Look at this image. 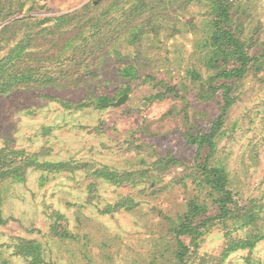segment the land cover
Segmentation results:
<instances>
[{"label":"rangeland","instance_id":"374dc122","mask_svg":"<svg viewBox=\"0 0 264 264\" xmlns=\"http://www.w3.org/2000/svg\"><path fill=\"white\" fill-rule=\"evenodd\" d=\"M230 1L253 60L241 80L229 82L233 102L226 110L225 80L217 78L207 44L216 18L211 0H145L142 15L128 21L131 30L109 41L88 68L81 66L83 82L0 97V150L23 151L16 163L37 155L69 166L48 171L31 165L20 177L0 179V264H177L180 241L188 247L187 264H264V238L229 250L264 233V0ZM137 4L12 0L13 14L5 19L9 7L0 0V28L19 17L39 20L84 6L103 25H124L125 11ZM107 27L101 32L109 38ZM94 30L75 32L78 47L67 54L80 57L83 37ZM63 40L50 35L37 44L50 43L56 63ZM67 63L56 65L73 74L75 64ZM102 97L111 103L99 106ZM82 101L89 104L76 106ZM222 115L214 150L190 142ZM206 163L227 173L236 201L230 218L217 216ZM102 168L132 176L116 183L94 174ZM193 200L206 208L195 224L205 225L195 237L179 236ZM249 211L255 222L247 224ZM21 239L39 245L41 261L17 251Z\"/></svg>","mask_w":264,"mask_h":264},{"label":"trees","instance_id":"16d2710c","mask_svg":"<svg viewBox=\"0 0 264 264\" xmlns=\"http://www.w3.org/2000/svg\"><path fill=\"white\" fill-rule=\"evenodd\" d=\"M211 1L216 18L212 21L213 31L207 44L212 47L211 51L213 55L210 59L211 66L217 68V78L225 80L221 87L225 100L224 110H226L233 102L232 92L234 91V85L229 84V82L241 80L245 76L251 66L253 57L249 54L246 43L241 39V25H235L232 18L231 10L233 8V3L230 0ZM7 4L9 11L5 19L10 18L13 14L12 11H10L12 0H7ZM144 6L145 0H140V4L134 5V7L130 9V13H126L125 11L124 16L126 21L125 23L123 22L124 25L122 23L120 25L119 21L113 22V24L107 22L103 25L100 21L98 22V20H95L96 18H89L91 11L90 7L84 6L80 11L77 10L39 20L27 19L25 16L19 17L12 23L2 26L0 28V97L19 90L35 87L80 84L84 81V76L82 75L83 71L80 69L81 66L88 68L90 65L88 61L91 60V57L97 58L99 54H102L108 46L109 41L112 42L117 39V35H124L127 31L131 30V27L128 26V21L136 20L140 17L144 10ZM51 21L54 22L51 28L43 26L45 23ZM107 25H111L112 28L109 38L106 34L104 35L101 32L103 31V26L109 28ZM88 27L95 29V33L90 34L89 37H83V42L79 46L80 51H82L80 57L75 54L76 52L70 57L67 51L74 48L76 42L79 40L75 37L74 33L81 32ZM133 27H135V25L132 26V28ZM121 31H123V33H121ZM142 32L143 30L141 28L137 33L134 31L133 34L136 38L137 35ZM50 35H59V38L64 37L58 62L56 63L57 65L58 63L63 65L64 60H66V62H68L67 64H75L73 74H71L72 68L69 69L68 67L65 69L63 66L58 67L56 63L52 61L55 53L52 52V46H49L50 43L46 44L47 46L45 47H39L37 44L40 38H46ZM77 47L78 46H76L74 50L77 49ZM63 51L66 53H62ZM65 54L67 55L65 56ZM219 62H222V65H220ZM125 70L128 71L129 69L126 68ZM77 73L81 75L77 76ZM110 103L111 99L102 97L99 106L106 107ZM87 104L89 103L82 101L77 103L76 106L83 107ZM222 120L223 115L219 117L218 121L214 123L212 130L208 133L197 136L190 135V142L198 145L199 149L209 146L211 150H214V140L221 129ZM12 152H15V156H12V153L8 152V149L0 150L1 180L20 177L31 165L48 171L62 170L65 169V167H69L68 164L64 162L54 163L52 161H40L37 155L27 157L24 161L21 160V163H16V157L22 155L23 151L19 152L15 150ZM204 169V172L208 171L207 173L210 174L206 180L216 196L217 216L223 219L232 217L235 209L230 207V205H234L236 201L232 191L228 188L227 173L223 167L208 168L207 163ZM93 172L99 177L116 183H121L125 179L129 180L132 176L130 172L121 174L117 171H110L108 168L96 169V171ZM205 211L206 208L200 206L197 201H191L188 211L185 214L184 221H182L176 229L178 235H190L195 237L200 227L205 225V221L196 225L195 220L202 216ZM246 216L247 224H249V222H255V213L253 211L247 212ZM0 222H5L1 217V210ZM261 238H264V233L254 234V236L252 235L248 239L232 243L229 250L235 251L238 248H251ZM180 245L181 251L178 252L179 262L177 264H187L185 257L188 254V247L182 241H180ZM17 251L26 256H33L36 261L42 260L39 245L34 242L21 239V243L17 246Z\"/></svg>","mask_w":264,"mask_h":264},{"label":"water","instance_id":"95a60500","mask_svg":"<svg viewBox=\"0 0 264 264\" xmlns=\"http://www.w3.org/2000/svg\"><path fill=\"white\" fill-rule=\"evenodd\" d=\"M127 94H124L123 97H121L117 103H123L125 101V99L127 98Z\"/></svg>","mask_w":264,"mask_h":264}]
</instances>
